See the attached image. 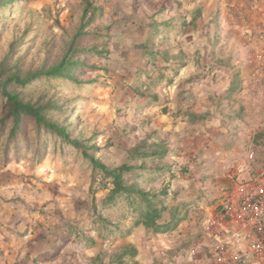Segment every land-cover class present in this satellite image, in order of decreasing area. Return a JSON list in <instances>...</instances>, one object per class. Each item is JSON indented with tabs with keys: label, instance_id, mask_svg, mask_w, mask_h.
I'll use <instances>...</instances> for the list:
<instances>
[{
	"label": "rangeland",
	"instance_id": "obj_1",
	"mask_svg": "<svg viewBox=\"0 0 264 264\" xmlns=\"http://www.w3.org/2000/svg\"><path fill=\"white\" fill-rule=\"evenodd\" d=\"M101 1L104 8L99 6ZM125 1L0 0V82L16 74L25 78L32 72L47 70L68 56L75 62L68 70L70 77H41L25 87L12 83L11 90L19 92L25 101L59 105V109L50 108L47 117L65 125L73 138L93 146L90 152L110 167L122 163L140 165V158H134V147L143 143L148 146L162 143L146 137L149 119L143 114L145 103H137L130 109L133 97L145 98L146 89L134 96L129 94L130 90L125 89L127 80H123L125 75L119 71L123 58L118 56L113 42L124 36L120 34L124 28L116 26H131V13L127 11L126 14L124 10V6L128 7ZM143 1H136L137 7ZM87 2L91 3L90 11L83 16ZM105 12L107 17L103 15ZM92 13L93 20L89 21ZM130 26L126 29L128 33ZM262 32L264 29L256 33L255 51L251 56L263 55L257 40V35ZM258 57L257 66L254 65L246 82L250 87L246 89L249 90L247 94L256 100L264 87V59ZM6 112L0 95V203L47 194L46 201L51 195L56 196L59 204H63L59 206L73 209L76 215L67 214L61 219L62 213L46 208L49 204L40 208L48 221L37 228L67 232L62 233L65 238L59 244L58 255L68 248L65 255L71 258L72 264H182L180 260L184 253L177 250L178 246L161 245L153 249L157 241L162 240L160 238L165 242L175 238L172 236L177 227L169 232H159L160 236L145 228L146 231L139 233L141 239L136 235L138 245L145 246L140 253L131 242L138 226L134 223L133 209L124 198L117 199L112 206L104 204L112 187L111 178H105L101 173L93 174L91 163L79 149L63 142L45 127L39 130L32 119H25L20 132L11 137L12 123L4 125L1 121ZM137 131L143 133L137 135ZM167 147V144L163 147L164 151H168ZM249 149L247 156L250 152L258 153L261 168H264V157H260V153H264V139L255 138ZM177 158L175 153L173 157L169 156V151L161 159L150 155L146 158L145 170L126 173L125 177L130 181L136 179L142 187L157 192L165 188L166 202L182 205L181 212L188 218L189 207L178 199L179 190L172 188V180L177 178L176 170H181L184 175H189L191 170L186 169L188 163L177 161ZM209 228L212 229L210 225ZM5 243L4 237H0L1 262L8 261L10 255L4 250ZM125 245L134 246L137 253L126 255L120 262L113 261L114 254ZM91 251L96 255L88 253Z\"/></svg>",
	"mask_w": 264,
	"mask_h": 264
},
{
	"label": "crops",
	"instance_id": "obj_2",
	"mask_svg": "<svg viewBox=\"0 0 264 264\" xmlns=\"http://www.w3.org/2000/svg\"><path fill=\"white\" fill-rule=\"evenodd\" d=\"M136 1L140 0L124 2L125 13H131L130 32L116 26L124 28L120 31L124 36L113 42L124 61L119 71L127 80L125 89L133 96L146 89L147 96L135 95L130 109L145 103L141 107L149 119L146 137L167 144L169 156L175 153L177 161L188 163L186 169L191 170L189 175L176 170L172 180L178 199L189 207L188 218L177 226L175 238L167 242L160 238L153 249L178 246L184 253L182 264H217L212 246L224 226L210 229L209 221L222 212L240 182L263 169L258 153L253 160L247 153L252 140L264 139V87L256 100L247 94L246 82L258 63V56L251 54L256 33L264 29V0H145L138 7ZM99 6L104 8V2ZM103 15L107 17L106 12ZM46 196L0 203V237L10 254L0 264H72L65 255L68 248L58 255L62 233L67 232L43 231L37 225L48 221L40 211L43 204H49L50 212L62 213L61 219L76 212L59 206L63 204L56 196L48 201ZM226 223L231 233L244 236L229 246L226 260L264 264V249L257 252L247 238L252 228L237 220ZM135 228L131 242L142 253L145 246L138 245L136 235L146 229Z\"/></svg>",
	"mask_w": 264,
	"mask_h": 264
},
{
	"label": "trees",
	"instance_id": "obj_3",
	"mask_svg": "<svg viewBox=\"0 0 264 264\" xmlns=\"http://www.w3.org/2000/svg\"><path fill=\"white\" fill-rule=\"evenodd\" d=\"M16 0H11L15 2ZM90 2L86 3L83 16L89 13ZM94 14L89 17L93 20ZM85 23V22H84ZM80 32L77 33V36ZM75 62L68 56L55 66L48 68L47 70H41L30 73L25 78H21L19 75H14L10 79L0 82V95L3 98L4 106L6 108V114L1 119L4 125L8 122L12 123L10 130V136L15 137L20 132L21 124L24 120L29 118L35 121L40 130L45 127L50 133L60 137L63 142L68 143L79 149L83 157L87 159L92 166L93 174H102L105 178H111L112 187L107 198L104 200L105 205L112 206L117 199L124 198L127 201L129 207L133 209L136 218L134 223L136 225L142 224L147 230L154 233L169 232L174 230L177 225L186 218L185 214H182V205H169L165 197L167 190L163 188L157 192L152 189L142 187L141 183L136 179L130 181L126 179L125 175L129 172L138 170H145L147 166L146 158L157 155L160 159L167 153L162 143L153 144L151 146L145 143L136 145L133 153L134 158H140L141 164L135 165L130 163H122L120 165L110 167L104 163L100 158L95 157L90 151L94 149L93 146H86L84 142L78 138H73L69 129L62 123L50 120L48 110L50 108L59 109V105L53 103L42 104L40 101L30 102L25 101L19 92L11 90V84L26 86L31 81L38 80L41 77L44 78H58L65 79L70 77L68 72L69 68L73 67ZM1 77V72H0ZM168 214L167 217L165 215ZM164 219V220H163ZM163 220V221H162ZM137 249L131 245L122 246V250L113 256V261L120 262L126 255H135Z\"/></svg>",
	"mask_w": 264,
	"mask_h": 264
},
{
	"label": "built area",
	"instance_id": "obj_4",
	"mask_svg": "<svg viewBox=\"0 0 264 264\" xmlns=\"http://www.w3.org/2000/svg\"><path fill=\"white\" fill-rule=\"evenodd\" d=\"M257 40L261 44V56L264 59V32L257 35ZM262 59H260L262 61ZM264 64V62H263ZM255 154L250 152L248 158L253 160ZM245 166H240L239 170H245ZM237 220L248 224L252 232L247 238L251 241V246L261 252L264 249V168L256 169L250 173V177L245 182H240L236 191L228 198L223 205L222 212L216 218L210 220L212 229L222 224L224 227L219 231L218 238L213 244L212 254L217 264H231L226 260V253L229 246L240 242L244 236L240 233H231L229 224L226 221ZM226 223V224H225ZM226 234L225 236L222 232ZM230 237V240L228 238ZM239 260V258H238ZM241 261V259L239 260Z\"/></svg>",
	"mask_w": 264,
	"mask_h": 264
}]
</instances>
